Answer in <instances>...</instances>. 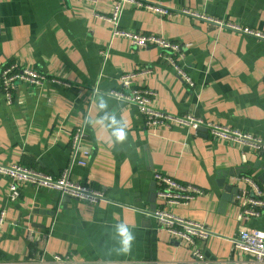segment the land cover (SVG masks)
<instances>
[{
  "label": "crops",
  "instance_id": "1",
  "mask_svg": "<svg viewBox=\"0 0 264 264\" xmlns=\"http://www.w3.org/2000/svg\"><path fill=\"white\" fill-rule=\"evenodd\" d=\"M146 1L171 14L125 4L120 28L180 44L176 62L192 87L158 49L133 48L112 35L104 17L114 0H0V71L16 63L47 78L40 86L17 84L10 104L0 85V164L57 177L72 156V132L84 122L89 154L78 155L85 163L74 164L70 178L107 197L89 203L21 184L13 201L10 180L0 176V264H54V255H69L71 264H195L192 247L148 215L156 209L207 227L213 235L197 245L208 261L250 264L231 239L244 228L264 231V209L241 218L237 199L256 196L253 185L264 192V150L213 140L205 129L146 127L134 105L108 92L120 87V75L148 69L134 80L155 93V109L264 140V40L213 22L264 34V0ZM155 173L200 194L166 204ZM118 223L135 236L128 252L120 250Z\"/></svg>",
  "mask_w": 264,
  "mask_h": 264
},
{
  "label": "built area",
  "instance_id": "2",
  "mask_svg": "<svg viewBox=\"0 0 264 264\" xmlns=\"http://www.w3.org/2000/svg\"><path fill=\"white\" fill-rule=\"evenodd\" d=\"M113 11L110 17H104L112 26V35L124 37L129 40L133 48L154 47L158 49V58L172 67L183 82L192 87L194 84L191 78L186 74L176 59H181V45L173 43L162 37L155 35H141L132 31L121 29L119 26V17L125 4H132L138 8L152 11L159 15L171 14L168 8L157 3H151L146 0H114ZM219 26L239 31L246 36L263 39L264 34L250 30L246 27L223 23L222 21H213ZM150 72L132 71L120 75L118 89L108 92V95L114 99L124 101L134 105L144 118L146 127L171 126L173 124L184 126L195 133L199 129H205L209 137L213 140H223L229 143L247 146L256 151L264 150V140L260 137L243 132L237 128L225 127L211 121H205L193 114L185 113L181 115H171L155 109L152 106V100L155 95L153 91L145 88H138L135 85V78L138 75ZM46 76L33 68L20 67L16 63L4 66L0 71V85L3 95L8 104L12 101V93L17 84L26 83L32 86H40L46 80ZM53 81L60 83L58 80ZM64 86L67 84L63 83ZM85 125L82 122L72 132L71 153L72 156L68 165L62 173L54 177L18 163L0 164V176L10 180V199L16 200L19 196V185L28 184L35 188H45L59 193L70 199L81 200L89 203H98L107 200L106 193L102 189H93L85 184L74 182L71 178V168L74 164H84V160H79L78 155L86 157L89 153L82 147L85 138ZM154 180L159 184L157 195L164 200L166 204L177 205L180 202H186L193 199L200 191L186 185L177 183L175 180L163 176L159 173L153 175ZM247 180V179H246ZM248 181V180H247ZM250 182V181H249ZM256 196L248 197L239 195L241 201V218H249L260 215L257 208L264 209V192L260 191L257 186L253 185ZM184 200V201H182ZM159 224L167 229L178 241H181L192 247L193 262L195 264H214L206 259L197 245V240H205L211 235V231L200 223L178 218L173 214L159 209L148 213ZM4 217V212L0 211V223ZM235 249L251 256L250 264H260L264 262V231L258 229H241L236 236L231 239ZM54 264H71L69 255H54L52 257Z\"/></svg>",
  "mask_w": 264,
  "mask_h": 264
},
{
  "label": "clouds",
  "instance_id": "3",
  "mask_svg": "<svg viewBox=\"0 0 264 264\" xmlns=\"http://www.w3.org/2000/svg\"><path fill=\"white\" fill-rule=\"evenodd\" d=\"M115 230L120 237V250L123 252H128L132 246L133 241L135 240V236L132 230L128 227V225L124 223H118L115 226Z\"/></svg>",
  "mask_w": 264,
  "mask_h": 264
}]
</instances>
